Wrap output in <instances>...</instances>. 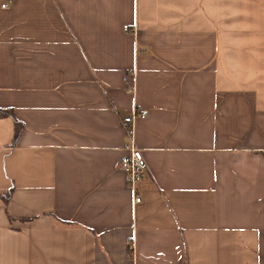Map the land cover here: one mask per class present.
<instances>
[{
  "label": "crops",
  "instance_id": "1",
  "mask_svg": "<svg viewBox=\"0 0 264 264\" xmlns=\"http://www.w3.org/2000/svg\"><path fill=\"white\" fill-rule=\"evenodd\" d=\"M0 109V264H264V0H0Z\"/></svg>",
  "mask_w": 264,
  "mask_h": 264
},
{
  "label": "built area",
  "instance_id": "2",
  "mask_svg": "<svg viewBox=\"0 0 264 264\" xmlns=\"http://www.w3.org/2000/svg\"><path fill=\"white\" fill-rule=\"evenodd\" d=\"M125 80H127L125 78ZM133 87V86H132ZM144 112H138L136 108L122 119L124 130L129 143L124 146L126 154L119 161V169L126 175V181L133 194L134 203H139L141 197L137 192V184L145 176L147 163L141 148L137 147L134 142V122L138 118H144Z\"/></svg>",
  "mask_w": 264,
  "mask_h": 264
},
{
  "label": "trees",
  "instance_id": "3",
  "mask_svg": "<svg viewBox=\"0 0 264 264\" xmlns=\"http://www.w3.org/2000/svg\"><path fill=\"white\" fill-rule=\"evenodd\" d=\"M0 115H8V116H12V113H11L10 110H2V109H0ZM14 122H15V128H14V142H15V140L17 139L19 133H20L21 130H22V123L19 122V121H17L16 119H15ZM11 191H12V187L9 188V189L6 191V193L4 194V198H5V199H7V198L10 196Z\"/></svg>",
  "mask_w": 264,
  "mask_h": 264
}]
</instances>
